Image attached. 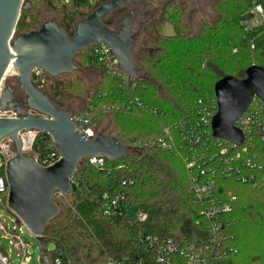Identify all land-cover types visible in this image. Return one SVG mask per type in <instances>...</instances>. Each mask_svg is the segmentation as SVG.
<instances>
[{"label": "trees", "instance_id": "obj_1", "mask_svg": "<svg viewBox=\"0 0 264 264\" xmlns=\"http://www.w3.org/2000/svg\"><path fill=\"white\" fill-rule=\"evenodd\" d=\"M49 1L69 23L75 15L84 17L96 6L87 8L83 4L66 5L62 0ZM258 2L218 0L214 6L216 21L203 24L193 37L185 34L183 8L172 3L163 6L161 23L150 25L148 28L154 31L145 36L143 44L135 45L136 68L150 81H136L134 88L133 83L107 75L101 64L85 55L82 57L86 66L101 72V81L97 91L86 97L81 111L90 109L101 132L116 137L126 147L137 144L146 147L116 162L107 161L104 171L91 166L87 159L82 160L71 180V194L55 200L60 212L46 226L44 236L62 249L72 262L103 264L108 257L137 256V242L142 234L171 237L181 245L202 241L210 224L200 215L203 206L189 193L190 180L184 162L170 151L148 145L176 122L196 120L206 106L216 113L214 86L221 79L244 80L250 67L264 69V32L246 33L239 26V19ZM31 5L30 10L21 13L17 25L21 34L41 26ZM152 9L148 6L139 13H151ZM112 21V18L106 19L104 25L114 30ZM166 23L175 29L174 35L162 34L160 27ZM68 77L62 87L82 96L85 93L82 83L75 77ZM51 86L57 87L52 79L48 88ZM56 95L61 97L60 101H51L60 110L71 112L62 106L63 94L57 90L51 96ZM131 100H138L143 108L132 113L115 109ZM259 105V100L254 99L249 109ZM106 121L111 124L110 131L101 126ZM44 142L52 144L47 134L39 133L32 152L37 153ZM256 147L264 167V142L259 141ZM125 182L127 184L123 185ZM217 188L220 194L237 196L232 211L222 220L230 238L229 245L238 250L231 263L264 264V187L219 179ZM105 193L110 197H125L122 217H102ZM138 211L148 214L146 223L137 222L135 213Z\"/></svg>", "mask_w": 264, "mask_h": 264}, {"label": "water", "instance_id": "obj_2", "mask_svg": "<svg viewBox=\"0 0 264 264\" xmlns=\"http://www.w3.org/2000/svg\"><path fill=\"white\" fill-rule=\"evenodd\" d=\"M134 1L108 0L101 4L76 24L73 36L56 20L46 21L38 30L16 36L22 11L30 10L32 5L26 0H0V91L4 81L10 83L14 79H6L12 67L26 96L23 101L18 100L10 84L0 93V112L14 114L13 118H0V143L5 139L13 141L14 157L6 166L8 208L20 219L16 228L23 222L29 230L27 233L35 237L45 264L50 263V258L44 231L60 212L55 197L66 198L71 194V180L81 161L99 156L113 163L136 152L132 146L126 147L116 137L103 132L95 138L83 136L70 121V112L60 110L33 86L32 72L41 69L52 80L71 75L76 70L74 59L78 54L91 46L104 44L117 60L120 72L134 82L149 83L136 68L134 11L119 21L118 31L104 25L106 18ZM214 95L217 104L211 125L214 137L240 145L243 134L235 124L255 98L264 102V69L250 67L244 80L221 79L214 86ZM26 133L47 134L60 154L59 161L47 168L38 165L31 153L23 151L20 135Z\"/></svg>", "mask_w": 264, "mask_h": 264}, {"label": "built area", "instance_id": "obj_3", "mask_svg": "<svg viewBox=\"0 0 264 264\" xmlns=\"http://www.w3.org/2000/svg\"><path fill=\"white\" fill-rule=\"evenodd\" d=\"M258 1L239 19V26L246 33L259 30L264 32V0ZM254 47L252 45V49ZM233 52L236 53V49ZM83 53L87 59L101 64L107 75L122 79L124 83L125 81L129 84L133 83V88L136 85V81L130 80L123 72H120L117 60L106 45L91 46ZM31 80L33 86L44 93L48 89L51 78L45 71L35 69ZM60 98L57 96L55 100L59 102ZM259 102L258 107L249 109V106L235 124V127L243 134V142L240 145L214 137L211 125L217 112L214 113V109L209 106L199 112L196 120L176 122L171 128H166L163 135L154 143L148 145L170 151L184 162L190 180L189 193L197 203L203 206L200 215L210 224L204 231L202 241L181 245L171 237L142 234L137 242L139 248L137 256L108 257L103 264H232L231 259L237 255L238 250L229 245L230 238L225 232L222 220L224 215L232 211L237 196L234 193L228 195L218 193L217 181L233 179L242 185H252L261 189L264 187V167L260 163L261 155L256 147L259 141L264 142V106L261 104L264 102L261 100ZM138 108H143L138 100H131L123 103L121 107H115L116 110L121 109L126 113H132ZM153 113L157 114V111ZM13 117V113L0 112V118ZM70 121L85 137L95 138L101 133V128L96 124L90 109L70 112ZM38 134L20 135L23 151L31 153L38 165L47 168L59 161L60 154L53 142L52 144L44 142L41 149L33 153L32 149ZM145 147L146 145L137 144L132 148L138 153ZM13 157V141L5 139L0 143V207L1 210L9 212L8 219L12 225H9L4 216L0 215V240L9 241L16 250V256L21 260V264H27L31 261L29 251L31 246L26 245L17 233L22 234L24 229L29 230L23 222L19 229L16 228V223L20 219L8 208L9 187L6 166ZM87 160L91 166L101 171L105 170L106 158L96 156L87 157ZM126 184V182L123 183V185ZM132 184L133 182H129V185ZM124 198L119 195L110 197L108 193H105L102 196V217L107 219L115 216L122 217L121 208ZM135 219L138 223L144 224L148 220V214L138 211L135 213ZM11 230L15 233L12 234ZM29 234L31 235L30 232ZM15 240L17 242H14ZM11 254V250L9 253L4 252L0 244V264H13ZM47 254L50 258L49 264H75L55 244L53 251ZM39 260L42 264L44 263L42 258Z\"/></svg>", "mask_w": 264, "mask_h": 264}, {"label": "rangeland", "instance_id": "obj_4", "mask_svg": "<svg viewBox=\"0 0 264 264\" xmlns=\"http://www.w3.org/2000/svg\"><path fill=\"white\" fill-rule=\"evenodd\" d=\"M26 1L33 4L34 14H36V16H37L36 18L41 23V25L46 21H50V20H53L55 17H58L60 25L64 26V28L66 29V31L68 32V34L70 36L74 35L75 26H77L76 24L81 19H83L87 16L86 15L83 17L80 14L75 15L72 18L71 22L69 23L66 20H64V16L61 13V11L57 10L49 0H36L35 3L33 2L34 0H26ZM62 1L66 5L83 4L87 8H90L96 4V6L92 10H89V12H87L88 15L90 13L94 12V10L97 7H99L101 4L105 3L104 0H62ZM162 2L165 4L164 6H166L167 4H170V3L177 5V3L173 2V1L153 0V6L151 7L153 9L151 10V13L149 12V13L143 14V13L138 12V15H137L138 21H142L143 17H146L149 19L148 24H146L145 28L143 29V32L140 33V37H139L138 42H137L138 44L139 43L143 44L145 36H148L151 32L154 31L153 29L148 28L150 25L152 26L153 23H156L155 26H157L158 25L157 23H161L162 15H164L162 13L163 9H164V7H162V5H161ZM177 6H179V5H177ZM180 7L183 8V13L181 16H183V25L185 27V34L187 36H190V37L196 36L203 24H213L218 17L215 11H213V14H211V16H210L208 11L205 10L204 15H203V13L198 14V16H196V18L193 20V24H190L188 22L189 8L186 6H180ZM78 10L82 11V9H78ZM83 13H85V12H83ZM128 13H129V8L123 7L116 14H118L119 16L122 17V15L124 16ZM28 16L30 17V15H27V17ZM146 18H144V19H146ZM164 25L165 24H163V26L160 27L162 34L166 33L167 35H172L174 33L173 28L170 25H167L165 28H163ZM18 35H21V33L18 32L16 29V36H18ZM83 56H84V53H80L74 59V63L76 65V70L73 74L64 75V76H61L57 79H53L54 83L57 84V87L51 86V88H48L45 91V94L47 96H49L50 98H52L51 100H53V99L55 100L57 95L55 97H53L51 95L55 94L57 92V90H59V92L63 94L62 95V98H63V102H62L63 105L62 106L70 109L71 112L81 111V108L84 107L86 97H88L89 95H91L97 91L98 85L101 81V72L96 70V69H91L88 66H86L83 62V59H82ZM68 76L75 77L74 78L75 80H79L82 83V85L85 89V93L82 96L74 95L70 91H68L62 87V85H63L62 83L68 81V78H69ZM9 77H13L14 79L10 83H8L7 81H4L2 86H1V91L8 84H10V85L12 84L13 88L15 89L16 98L20 101H23L26 96H25V93L23 92V90L21 89V87L19 85L18 79L15 78V73L11 72V73L7 74L6 79ZM147 79H149V78H147ZM56 88H58V89H56ZM1 91H0V93H1ZM101 126L103 129L105 128L107 131H110V129H111V124L108 121L102 123ZM60 198H62V197H60V196L55 197V199H57V201H59ZM8 213L9 212H7L6 210H0V215H3L6 222H8L9 225H12L8 219ZM17 236L21 237L23 239L24 243H26V245L31 246V249L29 250L30 255H31V261H29V263H27V264H42L39 260V258H42L41 250L39 249V247L37 245L35 237L28 234L26 229L23 230L22 234H20V232H18ZM0 244H1V249L4 252L9 253V251L11 250V253H12L11 257H12L13 264H21V260L18 259L16 256V250L9 244V241L1 239ZM53 249H54V243L49 242L47 245V252L50 253L53 251Z\"/></svg>", "mask_w": 264, "mask_h": 264}, {"label": "flooded vegetation", "instance_id": "obj_5", "mask_svg": "<svg viewBox=\"0 0 264 264\" xmlns=\"http://www.w3.org/2000/svg\"><path fill=\"white\" fill-rule=\"evenodd\" d=\"M167 1H173V2L177 3V5H179V6L188 7L189 8L188 22L190 24H193V20L196 18V16H198V14H200V13H203V15H204L205 10L208 11V13L211 16V14H213V11H214V6L218 0H167ZM161 5L163 7L165 4L162 2ZM148 6H151V7L153 6V0H135L129 6H123V7L129 8L128 14H126L124 16L122 15V17L119 16L118 14H116L117 12H119V10H120L119 9L118 11H116L113 14L112 17H110L113 20L112 26H113V28H115L114 30L118 31L120 29L119 21H121L127 15H129L132 11H134L135 20H134V26H133V33L137 35V41H136V44H137L139 34L143 32V29L145 28L146 24H148V21H149V19L146 17H143L142 21H138L137 15H138L139 10H141L145 7H148ZM144 18H146V19H144ZM106 19H109V18H106ZM53 20H56L57 22H59L58 17H55ZM59 24H60V22H59ZM11 87H13L12 84H11Z\"/></svg>", "mask_w": 264, "mask_h": 264}, {"label": "crops", "instance_id": "obj_6", "mask_svg": "<svg viewBox=\"0 0 264 264\" xmlns=\"http://www.w3.org/2000/svg\"><path fill=\"white\" fill-rule=\"evenodd\" d=\"M167 25H170V24H169V23H166V24L164 25V27H163V28H165ZM170 26L172 27V25H170ZM172 28H173V27H172ZM173 30H175V29L173 28ZM173 32H174V33H173L172 35H174V34H175V31H173ZM165 34H166V33H165ZM165 34H164V35H165ZM172 35H167V34H166V36H172Z\"/></svg>", "mask_w": 264, "mask_h": 264}, {"label": "bare ground", "instance_id": "obj_7", "mask_svg": "<svg viewBox=\"0 0 264 264\" xmlns=\"http://www.w3.org/2000/svg\"><path fill=\"white\" fill-rule=\"evenodd\" d=\"M11 72H13V71H12V67L9 68V70H8V74L11 73Z\"/></svg>", "mask_w": 264, "mask_h": 264}]
</instances>
